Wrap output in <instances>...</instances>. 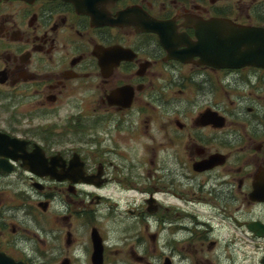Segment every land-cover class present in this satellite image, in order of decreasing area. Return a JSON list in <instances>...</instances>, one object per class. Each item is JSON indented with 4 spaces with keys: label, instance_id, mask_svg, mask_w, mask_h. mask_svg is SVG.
<instances>
[{
    "label": "flooded vegetation",
    "instance_id": "obj_1",
    "mask_svg": "<svg viewBox=\"0 0 264 264\" xmlns=\"http://www.w3.org/2000/svg\"><path fill=\"white\" fill-rule=\"evenodd\" d=\"M105 8L138 11L92 26L62 0L0 2V251L24 264H264V68L171 59L139 30L171 21L178 42L211 20L264 28V0Z\"/></svg>",
    "mask_w": 264,
    "mask_h": 264
},
{
    "label": "water",
    "instance_id": "obj_2",
    "mask_svg": "<svg viewBox=\"0 0 264 264\" xmlns=\"http://www.w3.org/2000/svg\"><path fill=\"white\" fill-rule=\"evenodd\" d=\"M62 1L72 4L78 14L88 16L92 26L118 25L123 21L125 14L138 11L136 8L127 9L118 13L117 19L113 20L107 15L105 6L117 0ZM140 26L139 30L154 32L158 35L159 42L169 52L171 59L185 62L191 57H198V63L213 67L241 68L254 65L264 68V28L238 26L226 21L211 20L203 25L195 26V40L180 34L175 36L178 39V42H175L173 35L166 32L173 28L171 21L148 19L144 25ZM180 44L185 49L180 50ZM261 230L264 234V228L261 227ZM0 264L23 263L16 262L0 252Z\"/></svg>",
    "mask_w": 264,
    "mask_h": 264
},
{
    "label": "rangeland",
    "instance_id": "obj_3",
    "mask_svg": "<svg viewBox=\"0 0 264 264\" xmlns=\"http://www.w3.org/2000/svg\"><path fill=\"white\" fill-rule=\"evenodd\" d=\"M5 198H7L6 196H4Z\"/></svg>",
    "mask_w": 264,
    "mask_h": 264
}]
</instances>
